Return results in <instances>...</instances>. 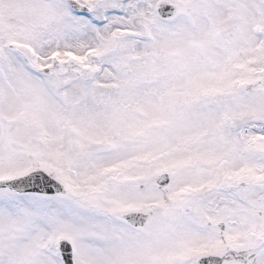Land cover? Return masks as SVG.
Returning a JSON list of instances; mask_svg holds the SVG:
<instances>
[{
    "label": "snow or ice",
    "instance_id": "6c2138e0",
    "mask_svg": "<svg viewBox=\"0 0 264 264\" xmlns=\"http://www.w3.org/2000/svg\"><path fill=\"white\" fill-rule=\"evenodd\" d=\"M0 264H264V0H0Z\"/></svg>",
    "mask_w": 264,
    "mask_h": 264
}]
</instances>
